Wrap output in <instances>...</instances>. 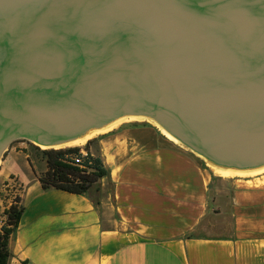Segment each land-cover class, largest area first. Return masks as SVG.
Wrapping results in <instances>:
<instances>
[{
    "label": "water",
    "instance_id": "1",
    "mask_svg": "<svg viewBox=\"0 0 264 264\" xmlns=\"http://www.w3.org/2000/svg\"><path fill=\"white\" fill-rule=\"evenodd\" d=\"M125 113L263 163L264 0H0V161Z\"/></svg>",
    "mask_w": 264,
    "mask_h": 264
},
{
    "label": "crops",
    "instance_id": "2",
    "mask_svg": "<svg viewBox=\"0 0 264 264\" xmlns=\"http://www.w3.org/2000/svg\"><path fill=\"white\" fill-rule=\"evenodd\" d=\"M130 124L97 137L109 174L85 195L43 190L44 162L5 155L0 181H15L23 208L8 264H264V181L215 178Z\"/></svg>",
    "mask_w": 264,
    "mask_h": 264
},
{
    "label": "trees",
    "instance_id": "3",
    "mask_svg": "<svg viewBox=\"0 0 264 264\" xmlns=\"http://www.w3.org/2000/svg\"><path fill=\"white\" fill-rule=\"evenodd\" d=\"M97 139L87 141L83 146L59 149H39L32 145L45 164V169L38 176L43 190L55 189L73 195H85L99 180L108 176ZM95 145L92 150L91 146ZM23 208L18 196L3 212L5 221L0 228V264H8L10 253L7 248L8 239L17 228Z\"/></svg>",
    "mask_w": 264,
    "mask_h": 264
},
{
    "label": "bare ground",
    "instance_id": "4",
    "mask_svg": "<svg viewBox=\"0 0 264 264\" xmlns=\"http://www.w3.org/2000/svg\"><path fill=\"white\" fill-rule=\"evenodd\" d=\"M145 122L155 127L160 133L172 142L184 146L191 153L203 160L209 170L217 177L233 178L244 177L264 172V162L252 166H232L217 163L209 157L197 152L184 143L179 137L165 127L161 121L150 113H125L113 116L98 126L91 127L67 139L52 144H41L30 140L29 142L39 149H59L65 147L83 146L87 141L109 133L124 124Z\"/></svg>",
    "mask_w": 264,
    "mask_h": 264
},
{
    "label": "rangeland",
    "instance_id": "5",
    "mask_svg": "<svg viewBox=\"0 0 264 264\" xmlns=\"http://www.w3.org/2000/svg\"><path fill=\"white\" fill-rule=\"evenodd\" d=\"M142 125H150V124L145 123V122H141V123H132V124H130L128 126H142ZM98 138H96V139H98ZM182 148L185 149L186 151H188L189 153H191L186 148H184V147H182ZM91 149L94 150L95 149V145H92ZM9 151H18L21 162L24 159V155H29V157L32 160H34V162L36 164V167L38 169L40 168V164H41L42 160L39 157L37 150L27 140L17 139L15 141H13L8 146V148L5 150V152L3 153L2 159L0 161V166L2 165V161L4 160L5 155ZM191 154L194 157H196L197 159H199V161L201 162L202 166L205 169H207V171L211 175H213L215 178H218L209 170V168L206 166V164H205V162L203 160H201L199 157H197L193 153H191ZM252 178H260L261 181H264V172L258 173V174H254V175L244 176V177H233V178H226V179H252ZM256 181L258 183H260V180H256ZM18 195H19V187L17 185H15V181L12 180L11 177H7L4 182L0 181V228L2 227V225L4 224V221H5V216H4L3 212L6 210L9 201H13L14 196H18ZM191 235L192 236H201V235H203V233L201 232V230L197 229Z\"/></svg>",
    "mask_w": 264,
    "mask_h": 264
},
{
    "label": "built area",
    "instance_id": "6",
    "mask_svg": "<svg viewBox=\"0 0 264 264\" xmlns=\"http://www.w3.org/2000/svg\"><path fill=\"white\" fill-rule=\"evenodd\" d=\"M11 203H12V201H9V203H8V206H7V207H9Z\"/></svg>",
    "mask_w": 264,
    "mask_h": 264
}]
</instances>
